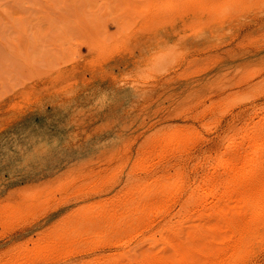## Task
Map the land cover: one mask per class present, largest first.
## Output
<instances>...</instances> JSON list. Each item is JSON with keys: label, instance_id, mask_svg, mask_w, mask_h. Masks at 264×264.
Masks as SVG:
<instances>
[{"label": "rangeland", "instance_id": "1", "mask_svg": "<svg viewBox=\"0 0 264 264\" xmlns=\"http://www.w3.org/2000/svg\"><path fill=\"white\" fill-rule=\"evenodd\" d=\"M263 128L264 0H0V264L190 246L186 188L243 147L264 170Z\"/></svg>", "mask_w": 264, "mask_h": 264}, {"label": "bare ground", "instance_id": "2", "mask_svg": "<svg viewBox=\"0 0 264 264\" xmlns=\"http://www.w3.org/2000/svg\"><path fill=\"white\" fill-rule=\"evenodd\" d=\"M154 62L155 60H152V63ZM258 134L261 135V133ZM256 136L255 138H259L260 140V137ZM250 138L252 139L251 136ZM256 141L257 140L255 139L251 142L254 143ZM260 143L262 144L264 142L261 141ZM241 145L239 146L240 148ZM246 145L249 147V145L251 144ZM229 148H233V146ZM243 148L241 153L244 152ZM33 149L35 150V148ZM235 149L232 150L234 151ZM223 151L225 153V150ZM235 152L236 153L233 152V154L235 155H228V153L226 154L228 155V157H226L228 158V161L224 160L226 155L223 157L224 162L227 161L225 162L226 169H213L214 171L212 170L211 173H208L204 176V180L207 181L209 187L204 190L203 194H200L198 192L199 190L197 186L194 188H191V186H189V189L186 188L187 194L179 202V213L183 214L185 217H189L192 220L190 223V227H188L190 228V234H192L191 237L193 240L190 238L192 240V244L190 246L187 245L189 247H183L184 245L180 243L182 240L180 242L175 241V237L177 238L178 235L174 234H179V227L182 230L180 234H185L184 231L187 228L184 226H179L178 228H171L172 226L170 227L169 225L170 218L166 217L163 218L164 224H162L164 234H172L175 237L173 241L171 240L172 238L169 237L171 238L169 239L168 236L166 240H163L167 243V249L165 250V253L156 252V254L153 255L147 254V258L145 257V259L135 260L137 262L134 263L133 261L132 264H240L248 258L250 254L251 244L255 242L259 234H261L260 230L263 223L262 218H264L262 217L263 213H261L260 210V207H264V170L262 169V164H259L260 167H252L250 169L245 168L243 166L244 163L241 166V162L248 161V157H251L252 153L249 154L247 160L243 161V155H241L240 151L238 152V149H236ZM245 152H247V150H245ZM262 155L264 154L261 152L260 156ZM251 159L252 164L255 165V163L253 162V157H251ZM260 162H263V160L259 161V163ZM148 171L149 175L150 170ZM252 204L254 206L252 211H250ZM259 204H261L262 206L260 205L259 208L257 207L255 209L254 207ZM180 236L181 235H179V237ZM118 256L120 257V255ZM124 260L127 259L124 258ZM124 260L123 262H125ZM114 261L117 262V259L115 258ZM119 261H121L120 258ZM111 262L106 264H113ZM123 262L121 261V264Z\"/></svg>", "mask_w": 264, "mask_h": 264}]
</instances>
